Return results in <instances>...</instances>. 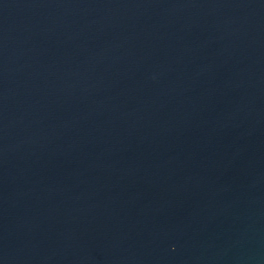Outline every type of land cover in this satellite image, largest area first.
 <instances>
[{"label": "water", "instance_id": "obj_1", "mask_svg": "<svg viewBox=\"0 0 264 264\" xmlns=\"http://www.w3.org/2000/svg\"><path fill=\"white\" fill-rule=\"evenodd\" d=\"M0 264H264V0H0Z\"/></svg>", "mask_w": 264, "mask_h": 264}]
</instances>
